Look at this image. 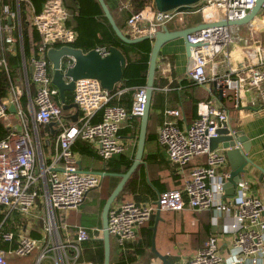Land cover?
Returning a JSON list of instances; mask_svg holds the SVG:
<instances>
[{"label":"built area","instance_id":"2783aa9c","mask_svg":"<svg viewBox=\"0 0 264 264\" xmlns=\"http://www.w3.org/2000/svg\"><path fill=\"white\" fill-rule=\"evenodd\" d=\"M1 1L0 46L6 44L13 51L17 40L11 33L12 26L4 20L19 18V14L7 5L2 6ZM16 1L19 4L22 0ZM255 2L201 0L183 11H157L152 2L130 12L124 34L136 38L162 30L170 20H182V15L202 14V23L210 25L187 35L189 43L198 44L190 47L188 78L197 85L211 84L217 90L223 89V95L226 89L232 90L234 108H240L243 90H253L252 104L264 110L263 57L254 65L243 62L221 74L209 75L205 70L219 54L224 53L228 60L230 44L240 40L234 35L237 26L216 25V22L245 18ZM129 7L127 1L122 9L129 10ZM207 9L209 16H206ZM25 10L26 20L38 32L41 41L33 50L30 73L24 80L26 103H22V90L13 85L9 87L8 96L0 100V121L8 129L0 140V264H11L14 258L33 254L31 264H43L47 259L50 264H95L86 260L84 254L102 240L101 225L87 226L68 219L69 213L79 209L87 194L99 188L102 177L81 169L71 146L77 139L84 140L104 162L123 153L126 147L119 130L127 118L140 117L143 113L146 86L108 90L96 78H79L72 91V102L78 104L79 113L75 122H69L61 115L58 89L51 82L53 70L46 52L52 47L71 46L77 39V30L70 23L72 14L64 0H45L38 12L26 0ZM259 11L261 20L250 29L254 32L264 31V1ZM242 41L247 43V37ZM95 49L103 55L107 53L104 46ZM73 63V58L67 57L61 64L62 70ZM1 64L5 65L4 58L0 59ZM240 71L246 74L241 75ZM127 91H130L128 106L120 103ZM10 105L15 108L13 113ZM179 116L178 109L164 110L157 131V139L165 147L168 160L179 171L196 156H205V162L192 167L181 188L165 190L154 200H115L110 205L107 229L111 257L123 264L140 262L126 257L128 253H135L139 231L156 211L213 209L217 213L231 214V220L223 223V232L233 238L230 246L221 251L220 238L211 234L193 255L174 264H264V197L250 194L249 183L242 179L237 183L235 195L225 201L224 183L229 172L219 170L226 166L225 152L209 147L217 130L228 123L227 110L209 100L186 128L178 124ZM54 121H59L55 126V139L46 142L44 136L43 142L42 126ZM44 144L47 150L42 149Z\"/></svg>","mask_w":264,"mask_h":264},{"label":"crops","instance_id":"0c3cea01","mask_svg":"<svg viewBox=\"0 0 264 264\" xmlns=\"http://www.w3.org/2000/svg\"><path fill=\"white\" fill-rule=\"evenodd\" d=\"M22 1H20L18 4L16 0H2V6L7 5L10 9H12V11H15L19 14V18L16 17L15 19L11 20L5 19L4 22L12 26V35H19L18 38L20 39L18 46L17 42L14 45L13 51H11L9 49V46L6 44H4L2 48H4L5 52H8L10 54H15L17 51L20 54L21 72L17 77V81L20 85L16 86L14 80H11L10 86L13 85L21 89L23 93L22 98L24 96L25 100H27L24 80L26 76H29L30 73V58L34 49L29 48L26 58L23 52V44H21V17L22 14L24 20H26L27 17L25 10L26 3L24 5L23 3H21ZM116 1L117 8L114 11L115 19L119 21L120 25H122L123 28L121 30L125 33L126 18L123 15L122 6L128 0ZM64 3L67 9L71 12L73 21V15L76 13L77 5L74 0H64ZM21 4H23L22 9ZM42 4L40 6V9L42 7ZM151 4L152 3H150L149 5ZM31 6L35 10L32 3ZM206 14V16H209L210 13L206 12ZM72 21H70V23L75 26V23ZM203 21L204 19L203 17H201L197 22H188L187 24H185L187 22L186 21L182 24L181 28H168V30H179L182 28L195 26ZM250 22L235 27V29L237 30L234 35L239 37L240 40L237 39L235 40V42L230 44L228 48L229 59H225L224 53L217 55L214 58L213 62H210L205 66L207 74H221L226 72L229 67H238L243 62L254 65L257 63L260 57H263L264 59V31H251L250 29L255 25L251 26ZM246 37L248 40L247 43L242 41V39L246 40ZM21 52H23L24 60L22 58ZM167 63L169 65H167ZM188 67L189 56L186 55L184 43L181 38L168 41L161 46L156 61V70L153 83L154 93L152 92L150 112L148 115L146 130V132L148 131L150 133L151 138L147 141L145 140L141 163L145 167L146 174L145 178H139L136 180L133 193H126V197L132 199L131 201L142 202L154 200L159 193L165 190L179 188L180 186L184 185L185 181L189 178V173L192 169V166L195 163H198L196 161L200 160L203 157L205 159V156L203 155L196 156L192 164L189 163V165L184 167L181 171L177 170L178 168L168 160L165 147L160 144L157 139V131L163 121V112L166 109H178L180 111L178 124L182 128H186L190 126L193 121L199 116V113L205 109L206 104L209 100H212L216 106L224 107L228 113L229 125L233 129L243 132L250 142L249 151L248 153H246L247 157H249L257 166L264 168V110L259 108L257 105L252 104V98L255 92L253 90H243L240 96V108L228 109L225 106L224 101H221L219 99L218 94L213 92L214 88L213 86H211V84L202 86L190 81L187 76ZM239 74L245 75L246 72L240 71ZM72 101L73 99H71L70 103H72ZM120 103L127 106L129 105L130 91L126 92V94L120 100ZM69 110H71L72 112L73 109ZM69 115H67L66 118L69 122H72V120L68 117ZM138 119L139 124L136 123ZM55 126L56 125L50 127L48 124L46 126H42L41 134H43V136H46V142L48 140L53 141L55 139ZM139 126L140 117L130 116L126 119V121L120 128H129V132L127 135L119 134L120 138L125 144V147L127 149L126 151H130L129 154H126L125 151L123 152L127 156L132 155L134 157L139 133ZM45 144L44 147L47 150L48 146H46ZM86 144L91 149H93L88 142H86ZM217 149L222 150L221 144L218 145ZM73 154L77 159L81 169L93 172H109L107 171L106 162L100 159L96 152L95 156L93 157L82 155V153L79 151H73ZM145 154H149L152 156V158H154L152 163H145V160L143 159ZM219 170H221V172L230 171L228 160L226 162V166ZM248 172V175L243 176V180L247 181L250 185L249 193L255 196L264 197V184L258 181L259 170L248 165ZM151 179L154 180V185L151 184ZM114 180H116V182H114ZM118 180L119 177L117 176H103L101 180V186L105 188L112 186L109 190V192H111ZM89 193L87 194V197ZM87 197L85 199H87ZM223 199L227 201L228 197H226L224 194ZM115 200L121 199L116 198ZM90 201H93V199ZM81 207L82 206L79 207L80 209L71 211L69 213V222L80 223V215L82 213H87L81 212ZM155 213L153 214V223L151 225H148V229L151 231V235L152 230L150 229V226H152L155 222ZM159 216L160 219L157 221L154 236L155 248L160 254L167 255L172 264H174V262L179 259H185L193 255L199 248L204 245L205 240L211 234L217 235L220 238L221 251L223 252L227 250V248L230 246V243L232 242V235L223 232V223L229 222L231 220V214L227 215L224 212L217 213L213 209L203 211L184 209L177 212L159 211ZM142 235L144 236L145 234L143 233ZM140 240L142 242L141 238ZM150 252L152 255H150ZM134 254L128 253L126 259H139L140 262H138V264H162L161 260H159L151 251V244L144 247L142 255L139 253L135 255ZM111 262L116 263V258L112 256Z\"/></svg>","mask_w":264,"mask_h":264},{"label":"water","instance_id":"95a60500","mask_svg":"<svg viewBox=\"0 0 264 264\" xmlns=\"http://www.w3.org/2000/svg\"><path fill=\"white\" fill-rule=\"evenodd\" d=\"M199 1L201 0H152L157 11H167L170 9L183 11ZM263 1L264 0H256L252 10L245 18L229 21L220 20L219 22H216V25L238 26L252 21L259 12ZM96 2L100 5L103 16L107 19L113 32L122 42L128 44L138 43L143 40H151L153 42L149 55L145 84L146 100L143 113L140 116L139 133L133 160L128 169L122 173L103 171L95 172L102 178L103 176L107 175L119 177L118 182L105 199L100 212V223L103 230V264H111L110 236L107 229L108 210L110 205L117 198L118 194L122 191L125 183L131 177L137 167L142 163L148 115L150 112L152 92L154 90L153 83L156 70V61L160 48L168 41L181 38L184 43L186 55L189 56L190 47L197 46L198 44L189 43L187 40V35L201 28L208 27L210 24L201 22L195 26H190L179 30H168V28L165 27L162 30H158L151 34L131 38L124 34V32L117 26L105 1L96 0ZM21 55L23 58V52H21ZM46 56L51 62V68L53 70L51 82L58 89L61 108L64 110H74L73 114L68 116L72 122L76 121L79 108L78 104L75 102L66 103L65 92L73 91L75 81L83 77H93L100 81L103 88L112 90L115 85L122 80L123 68L126 66V59L123 53L113 46L108 47L107 53L104 55L98 52L95 48L84 52L80 48H75L68 45L61 46L59 48L52 47L47 50ZM67 57H72L74 63L71 67H68L63 71L61 64ZM213 92L218 94L219 99L224 101V104L228 109L234 108V100L232 99L234 92L232 90L226 89L224 91V95L223 89L217 90L214 88ZM9 110L14 112V106L10 105ZM58 124L59 121H54L50 122L48 125L52 127ZM219 144H221V148L224 150L226 159L228 160L230 166L229 176L226 177L224 183V194L226 197L231 198L235 195L237 183L243 179V176L249 174L248 165L259 170L258 181L264 184V168L257 166L249 157H247L246 153L249 151L250 142L243 132L233 129L229 123H226L223 128L217 130V136L210 139V150L217 149ZM159 217V211H156L155 222L152 226H150V229L152 230L151 251L159 260H161L162 264H172L167 255L160 254L155 248L154 236L157 221L160 219ZM140 242L141 240L139 239L136 243V246H139Z\"/></svg>","mask_w":264,"mask_h":264},{"label":"trees","instance_id":"16d2710c","mask_svg":"<svg viewBox=\"0 0 264 264\" xmlns=\"http://www.w3.org/2000/svg\"><path fill=\"white\" fill-rule=\"evenodd\" d=\"M35 8V11L40 10L41 4L45 0H28ZM77 7L76 13L73 15V21L75 23L74 28L77 30L78 36L77 39L71 44V46L75 48H80L82 51L87 52L96 46H104L108 49V47L113 46L119 49L125 59H126V66L123 68V77L122 80L115 85V87H135V86H143L146 84V77H147V69H148V61L149 55L152 47L151 40H143L138 43L128 44L122 42L113 32L112 28L110 27L107 19L103 16V12L101 10L100 5L96 2V0H74ZM107 4L117 26L122 29V25H120L119 21L115 19L114 11L117 8V1L116 0H104ZM130 7L129 10H123V15L127 19L130 15L131 11H137L145 6L152 3V0H128ZM21 3L25 5L26 0H23ZM2 4V1H1ZM21 4V9L23 7ZM22 20V44H23V52L27 58L29 48H33L36 50L38 44L41 41L40 35L38 32L32 28L27 20H24L23 14L21 17ZM56 46H59L56 44ZM0 46V59L4 58L5 65H0V100L7 97L9 93L10 82L13 80L14 77H18L21 72V58L18 51L15 54H10L5 52L4 48ZM132 55V56H131ZM47 58V56H46ZM48 59V58H47ZM193 82L192 80H190ZM194 83V82H193ZM114 87V88H115ZM113 88V89H114ZM154 93V91H153ZM73 98V93L68 91L65 92V99L67 103L71 102ZM22 103L25 104L26 100L23 96ZM71 110H61V115L63 118H66L67 115ZM139 124V119L136 122ZM129 132V128L120 129L119 134L127 135ZM8 133L7 126L0 121V140H2ZM151 138L150 133L146 132V141ZM42 149L46 150L44 145H42ZM72 151H79L82 155L93 157L95 156V152L91 149L87 144L86 141H81V139L75 140V142L71 146ZM133 156H127L124 153H118L113 155L107 162V171L115 172V173H122L125 172L132 162ZM143 159L145 163L149 164L152 163L154 158L151 155L145 154ZM194 160V159H193ZM193 162V161H192ZM192 162L190 164H192ZM192 167L198 165H202L205 162L204 157L200 160L196 161ZM189 165V164H188ZM145 167L143 164H140L137 169L133 172L131 177L125 183L122 191L118 194L117 199L131 201L126 197V193H133L134 192V184L136 180L139 178H145ZM190 175V173H189ZM154 180L151 179V184L154 185ZM183 186V185H182ZM180 186L179 188H181ZM109 191L105 192V196L98 201L99 204V212L98 213H82L79 217L80 223L83 225H93L100 223V210L101 207L109 195ZM135 197V196H134ZM174 212V211H173ZM177 212V211H176ZM154 221V216L152 215L149 221H147L139 231V238L142 239V242L139 246L135 247V254L143 253V249L146 246L151 244V231L148 229V225H151ZM145 234L144 236L142 234ZM35 235V234H33ZM143 236V237H142ZM134 254V255H135ZM150 255L151 252H150ZM84 257L86 260L91 261L95 264H103V242L99 240L95 248L91 249L88 248L85 251ZM17 261L16 258L10 260L11 264H15ZM111 264H123V261H119L116 263Z\"/></svg>","mask_w":264,"mask_h":264},{"label":"rangeland","instance_id":"374dc122","mask_svg":"<svg viewBox=\"0 0 264 264\" xmlns=\"http://www.w3.org/2000/svg\"><path fill=\"white\" fill-rule=\"evenodd\" d=\"M12 10V9H11ZM183 18L182 20H179L178 18H174L172 20H170L167 24H166V27L169 28V29H177V28H181L182 27V24L186 23L187 24L188 22H197L202 16L200 13H194V14H185V15H182ZM181 16V17H182ZM261 20V12L259 11L257 13V15L254 17V20L253 22H250V25H256L260 22ZM22 32V31H21ZM16 40H17V46L20 42V39L18 38L19 35H13ZM16 86L20 85L19 82L17 81V77H14L13 78ZM43 142L44 141V136H43ZM127 150V149H126ZM125 150V153L126 154H129L130 151H126ZM131 150V149H130ZM114 182H116V180H114ZM112 186L108 187V188H105V187H102L101 185L99 186V188L95 189V190H91L87 199H85L84 203L81 205L82 207V210L81 212H87V213H98L99 212V204H98V201L103 198L105 196V192L108 190H110ZM93 201H90L92 200ZM80 209V208H79ZM34 257H35V254L31 255V256H28V257H21V258H16L17 261L16 263L17 264H31V262H33L34 260ZM43 264H50V261L47 259L43 262Z\"/></svg>","mask_w":264,"mask_h":264},{"label":"bare ground","instance_id":"6f19581e","mask_svg":"<svg viewBox=\"0 0 264 264\" xmlns=\"http://www.w3.org/2000/svg\"><path fill=\"white\" fill-rule=\"evenodd\" d=\"M206 12H207V13H210V11H209L208 9L206 10Z\"/></svg>","mask_w":264,"mask_h":264}]
</instances>
